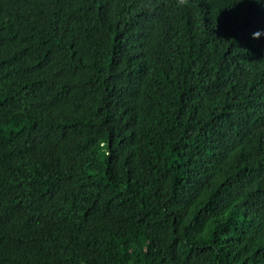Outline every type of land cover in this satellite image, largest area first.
Returning <instances> with one entry per match:
<instances>
[{
  "label": "trees",
  "instance_id": "trees-1",
  "mask_svg": "<svg viewBox=\"0 0 264 264\" xmlns=\"http://www.w3.org/2000/svg\"><path fill=\"white\" fill-rule=\"evenodd\" d=\"M249 32L264 0H0V264H264Z\"/></svg>",
  "mask_w": 264,
  "mask_h": 264
},
{
  "label": "snow or ice",
  "instance_id": "snow-or-ice-1",
  "mask_svg": "<svg viewBox=\"0 0 264 264\" xmlns=\"http://www.w3.org/2000/svg\"><path fill=\"white\" fill-rule=\"evenodd\" d=\"M223 26L225 28H231V26H232V18L226 15L224 20H223ZM252 34H253L252 32L248 33L249 39L251 38ZM258 35L261 37V40L264 41V34L259 33Z\"/></svg>",
  "mask_w": 264,
  "mask_h": 264
},
{
  "label": "clouds",
  "instance_id": "clouds-1",
  "mask_svg": "<svg viewBox=\"0 0 264 264\" xmlns=\"http://www.w3.org/2000/svg\"><path fill=\"white\" fill-rule=\"evenodd\" d=\"M259 33L257 32V33H253V35L255 36V35H258Z\"/></svg>",
  "mask_w": 264,
  "mask_h": 264
}]
</instances>
